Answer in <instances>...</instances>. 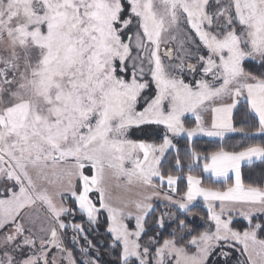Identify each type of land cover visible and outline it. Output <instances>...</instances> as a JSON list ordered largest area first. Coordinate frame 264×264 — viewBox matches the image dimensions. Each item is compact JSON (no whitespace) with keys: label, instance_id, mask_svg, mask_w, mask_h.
<instances>
[{"label":"snow or ice","instance_id":"6c2138e0","mask_svg":"<svg viewBox=\"0 0 264 264\" xmlns=\"http://www.w3.org/2000/svg\"><path fill=\"white\" fill-rule=\"evenodd\" d=\"M0 264H264V0H0Z\"/></svg>","mask_w":264,"mask_h":264}]
</instances>
